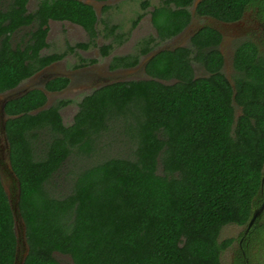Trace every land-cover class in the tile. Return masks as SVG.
<instances>
[{"label": "trees", "instance_id": "16d2710c", "mask_svg": "<svg viewBox=\"0 0 264 264\" xmlns=\"http://www.w3.org/2000/svg\"><path fill=\"white\" fill-rule=\"evenodd\" d=\"M28 1L0 0V93L69 52L95 45L102 30L118 44L126 37L118 24L99 19L82 0H39L32 11ZM193 1L162 0L153 6L157 36L143 38L136 53L112 56L110 68L135 66L157 39L182 32ZM141 4L148 7L149 1ZM248 6L264 18V0H201L195 12L233 21ZM141 17L138 13L131 28ZM50 19L80 25L89 40L41 54L49 45ZM24 27L30 28L12 45L13 34ZM220 39L216 29L204 26L189 46L158 51L145 64L147 78L95 88L78 102L69 125L60 110L71 100L42 108L47 101L42 89L5 103L10 168L19 182L12 179L11 195L16 200L19 189L28 246L23 264H61L56 253L67 255L71 264H221V252L233 242L218 240L222 227L246 226L260 201L264 59L254 43H240L229 79L221 71ZM112 47L107 43L99 49L106 56ZM193 62L208 74L196 77ZM68 82L56 77L45 89L60 90ZM120 120L134 145L128 156L108 157L74 172L65 194L46 189L69 156L92 153L96 140ZM38 131L48 136L41 154L33 144ZM248 238L249 258L263 264L264 226H256ZM16 251L13 213L0 175V264H14Z\"/></svg>", "mask_w": 264, "mask_h": 264}, {"label": "rangeland", "instance_id": "374dc122", "mask_svg": "<svg viewBox=\"0 0 264 264\" xmlns=\"http://www.w3.org/2000/svg\"><path fill=\"white\" fill-rule=\"evenodd\" d=\"M38 1L39 0H29L27 4L28 11L33 10L36 7ZM82 1L93 5L99 19L108 20L110 24H118L120 26L119 31L125 33L123 35L126 37L123 39L121 44H118L111 35L109 37H104L105 31L102 30L95 39V45H92L87 49L78 48L74 53L69 52L64 58L52 63L48 68H46L47 71H50V69H56V71L59 72L75 73L74 83L70 86V88L61 94L49 97L48 101L46 102V105L49 106L60 99L71 100L68 105L60 110V114L65 125H69L73 122V117L78 110V102L85 95L91 93L95 88L115 81L145 79L148 77L145 73L144 62L150 53L145 56H141L139 64L130 70H112L109 65L112 56L136 53L138 51V44L143 38L150 35L157 36L156 30L151 22L150 11L153 9V6L158 5L162 0H148L149 5L145 8H143L141 4L145 0ZM106 5L109 7L105 10L104 6ZM189 9L191 10V7ZM138 13H142V17L139 19L136 26L131 28L132 21L136 18ZM247 19V16L246 18H242L241 26L243 24L246 25L249 22ZM205 22L207 23L208 21L205 19L203 20L202 18H194L191 25H201ZM214 25L218 26L219 29H224L225 40L223 43H229V38L235 33L234 28L237 27L234 25ZM103 27L104 25L99 22L98 28L101 29ZM29 28L30 27H24L23 29L15 32L11 39L12 45L20 43L23 34L28 31ZM234 37L236 36H233L232 39H230L231 49H233L236 45V41L234 43L232 42ZM88 38L89 37L87 33L77 25L70 24L69 22L49 21V32L46 39L49 45L48 47H45L41 50V54L62 52L66 49L67 44L73 45L76 42H86L89 40ZM156 41L158 42L156 43L153 51H158L160 49H173L175 47L189 45L188 36L186 37L184 35H177L164 41L157 39ZM107 43H112L113 47L108 55L103 56L99 47ZM225 46L224 50L226 53H224V57L226 58V65H224L223 71L227 76H229L230 74H234V69L232 66V57L229 54L230 51L227 52ZM81 57L86 59L85 62L80 59ZM90 59H96L97 61L95 63L88 62ZM80 66L86 67L78 70V73H76L77 70L75 69ZM193 68L194 75L196 77L205 76L207 74L201 65L198 63L196 64V62H193ZM41 71L42 70L37 72L32 78L22 81L21 85H27L28 83H31L33 81L32 79L37 78L38 75L41 74ZM96 75L108 79L106 81L101 80L97 83H91L93 80H95L94 77H96ZM43 132L44 131H38L39 136L33 141L36 154H41V152L45 150V143L48 139V136ZM131 147H134V145L130 137H128V129H126L123 121H117V123L111 124L110 128L102 133V135L96 140L94 151H92V153L87 156H79L75 154L69 156L66 162L62 165L60 171L55 173L50 181L45 185L46 189L54 194H65L70 188L71 178L73 177L74 172L108 157L128 156L130 154ZM7 173L9 174V170H7ZM8 174L5 175V177L3 176L2 180L3 185H5L12 194L13 178ZM242 227L243 226L235 224H228L222 227L218 240L222 241L232 238L233 242L230 247L221 252V264H229V255L237 246L236 242L240 233L242 232ZM55 256L61 264H71V260L67 255L56 253ZM258 264L261 263L258 262Z\"/></svg>", "mask_w": 264, "mask_h": 264}, {"label": "flooded vegetation", "instance_id": "af4514ba", "mask_svg": "<svg viewBox=\"0 0 264 264\" xmlns=\"http://www.w3.org/2000/svg\"><path fill=\"white\" fill-rule=\"evenodd\" d=\"M200 1L201 0H198V1L194 0L193 1V4L191 5V10H190L191 11L190 22L185 27V29L182 32L179 33L182 36L183 35L186 36V37L188 36L189 45H190V39L192 38V36L195 33H197L200 29H202L204 26H210V27L216 29L221 35V39H220V42H219L217 48L220 51V53L222 54L223 63H222L221 71L225 75H226V73L223 71L224 65H226V58L224 57V53H226L225 50H224V46L225 45H226L225 46L226 51L227 52L230 51L229 54L232 57V66H233V59H234L235 49L240 43H242L244 41H250V42L254 43L257 46V49H258V56H261L264 59V18L262 16L258 15L256 7H253V6L245 7V9H243V11H242L241 16L238 19H235L233 21H223V20H219V19H217V18H215V17H213L211 15H198V14H196L195 8H196L197 4ZM36 6H37V4H36ZM246 16H247V18H248L247 20H249V22L246 25L243 24L241 26L242 18H246ZM194 18H202L203 20L205 19L208 22L207 23L205 22V23H203L201 25L200 24L199 25H191V23H192ZM49 21H58V20H51L50 19ZM49 21H48V26H49ZM61 22H69L70 24H74V25H77V26L81 27L80 25L75 24V23L70 22V21H67V20H63ZM212 23L221 24L223 26H230V25L232 26V25H234L235 27H237V28H234L235 33L232 35V37L236 36L232 40L233 43L236 41V45H235V47L233 49H231V43H230V39H232V37L229 38V43H225L224 44L223 43L224 40H225V38H224V29L223 28L219 29L218 26H215ZM81 28L85 31V29L83 27H81ZM179 34H177V35L181 36ZM189 45H187V46H189ZM227 46H229V47H227ZM139 62H140V60H139ZM139 62L135 66H132V67H119V68H115V69H112V70H116V69H129L130 70V69L136 67L139 64ZM48 67H49V65L47 67L41 69L42 70L41 74L38 75L37 78L32 79L33 81L31 83H28L27 85H21V83H22L21 82L16 87L17 88L16 93H18L20 91H23V89H25V88H27L28 90H31V89H34V88H38V89L44 90V92H45V94L47 96V101H48L49 97L55 96L57 94H61L62 92H64L68 88H70V86L74 83V75H75V73L59 72V71H56V69L55 70H51L50 69V71H47L46 68H48ZM84 67H86V66L77 67L75 69V70H77L76 73H78V70H80V69H82ZM109 67H110V65H109ZM205 72L208 74V72L206 70H205ZM234 73H235V70H234ZM33 76H31L30 78H32ZM56 77H67L69 79V82L63 89L56 90V91L46 90L45 89V84L49 80H51L53 78H56ZM231 77H232L231 74L229 76H227V78H229V79ZM30 78H28V79H30ZM94 79L95 80H93L91 83H93V82L97 83L98 81H101V80H105L106 81L108 78L100 77V76L96 75V77H94ZM7 117L8 116L6 115V113L1 110V103H0V169L3 172L2 174H3L4 177H5V175L8 174L7 173V169L5 168V165H6V161H7L8 157H9L8 143H7L6 136H5V126H4ZM263 173H264V171H263ZM8 175L10 176V174H8ZM261 179H262V177H261ZM263 200H264V188H263V190H261V183H260V201H259L258 205L255 206L253 209L258 208L261 205V203L263 202ZM263 215H264V208L261 211V213L259 214V216H257V218H256L251 230L249 231V233L244 238H243V234H244V231H245L247 225L242 227L243 228L242 232L240 233V235H239V237L237 239V242H236L237 246L229 255V264H235V259L236 258H238L239 264H256V262H257L256 259H255V262H254V261H252L251 258H249V255H248L249 253H248V250H247V248L245 246V243H246V241H248L247 238L250 237L253 229H255L256 226H259V227L264 226ZM237 247H238V250H236ZM244 255L246 256V258H245ZM246 259H247V261H246Z\"/></svg>", "mask_w": 264, "mask_h": 264}, {"label": "water", "instance_id": "95a60500", "mask_svg": "<svg viewBox=\"0 0 264 264\" xmlns=\"http://www.w3.org/2000/svg\"><path fill=\"white\" fill-rule=\"evenodd\" d=\"M160 50H162V49H160ZM160 50H158V51H160ZM158 51H153V52H151L148 55V57H146L145 62H144V67H145V64L147 63V61L154 54H156ZM16 90H17V88L15 87V88H13V89H11L9 91H6L4 93H0L1 110L3 112H4L5 103L8 100H10L12 98L19 97V96L25 94L27 91H29L27 88H25V89H23V91H20V92L16 93ZM44 107H47V105L45 104L42 108H44ZM5 168L7 170H9V174L11 175L13 180L17 181L15 174L13 173V171L10 168L9 157H8V159L6 161ZM2 173L3 172L0 169L1 178H3V174ZM16 184H17V186H19V182L18 181H17ZM263 188H264V173L262 174V179H261V190H263ZM4 189H5L8 197H9V203H10V206H11V209H12L14 223H15V234H16V237H17V251H16V255H15L14 264H23L25 256H26V253L28 251V246H27L26 241H25V224H24V222L22 220V217H21V214H20L19 208H18L19 189L15 193L16 200L13 199L10 191L8 190V188L5 185H4ZM263 208H264V200H263V202L261 203V205L258 208L253 209L251 217L249 219V222H248V224L246 226V229L244 231L243 238L249 233V231L251 230V228H252L257 216H259V214L261 213ZM21 246L24 247L25 253H22L20 255L19 252L21 251ZM245 258H246V256H245ZM246 261H247V259H246Z\"/></svg>", "mask_w": 264, "mask_h": 264}]
</instances>
